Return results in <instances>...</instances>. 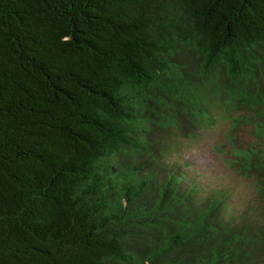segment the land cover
Returning <instances> with one entry per match:
<instances>
[{
    "label": "trees",
    "instance_id": "16d2710c",
    "mask_svg": "<svg viewBox=\"0 0 264 264\" xmlns=\"http://www.w3.org/2000/svg\"><path fill=\"white\" fill-rule=\"evenodd\" d=\"M0 264H264V0H0Z\"/></svg>",
    "mask_w": 264,
    "mask_h": 264
},
{
    "label": "rangeland",
    "instance_id": "374dc122",
    "mask_svg": "<svg viewBox=\"0 0 264 264\" xmlns=\"http://www.w3.org/2000/svg\"><path fill=\"white\" fill-rule=\"evenodd\" d=\"M223 131L224 127L220 125L202 130L199 137L186 142L178 156L187 160V169L194 168L195 174H199L206 183L227 188L236 210L241 211L253 199L252 186L249 179L226 168L212 152V144L222 139Z\"/></svg>",
    "mask_w": 264,
    "mask_h": 264
}]
</instances>
